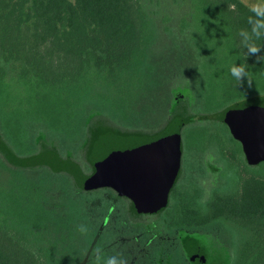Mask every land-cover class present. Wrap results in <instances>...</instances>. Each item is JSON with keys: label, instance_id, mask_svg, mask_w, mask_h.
<instances>
[{"label": "trees", "instance_id": "16d2710c", "mask_svg": "<svg viewBox=\"0 0 264 264\" xmlns=\"http://www.w3.org/2000/svg\"><path fill=\"white\" fill-rule=\"evenodd\" d=\"M250 8L243 0H0V264H107L113 256L141 264L131 257L141 250L115 242L120 234L104 247L111 223L95 243L104 220L96 190L39 161L86 157L92 176L106 151L163 135L175 116L185 118L181 141L186 127L214 130L208 148L233 178L229 189L199 184L180 197V227L218 234L231 226L244 243L228 264H264V170L243 166L226 117L264 96V61L248 56L239 35L251 30ZM255 44L264 56V37ZM183 65L188 78H179ZM234 65L251 86L232 76ZM191 87L202 98L182 103Z\"/></svg>", "mask_w": 264, "mask_h": 264}, {"label": "water", "instance_id": "95a60500", "mask_svg": "<svg viewBox=\"0 0 264 264\" xmlns=\"http://www.w3.org/2000/svg\"><path fill=\"white\" fill-rule=\"evenodd\" d=\"M226 117L234 135L246 146L247 158L256 164L263 161L264 96L239 102L228 110ZM181 124L177 121L159 137L139 139L106 151L92 177L78 163L63 158L39 162L70 172L82 188L111 185L144 207L154 209L167 201L181 167Z\"/></svg>", "mask_w": 264, "mask_h": 264}, {"label": "flooded vegetation", "instance_id": "af4514ba", "mask_svg": "<svg viewBox=\"0 0 264 264\" xmlns=\"http://www.w3.org/2000/svg\"><path fill=\"white\" fill-rule=\"evenodd\" d=\"M200 162V167L194 170L193 179L197 181L191 180V178L183 181L185 163L184 143L181 141V167L169 191L167 201L154 209L144 207L117 187L111 185L96 187L95 190L98 194L95 202L96 216L98 219L102 216L104 220L100 224L95 243L98 242L106 225L111 223L107 240L103 243L104 247L112 249L110 241L120 234L121 237L115 242L118 241L123 246L125 245L124 247L129 251L141 250L138 255H131L134 258L133 262L137 259L141 260V264H183L184 261H181L183 259L189 263L190 258L187 254L185 238L197 233L186 227H180L182 208L180 197L193 194L195 185L204 186L202 180L216 175L221 170L215 169L217 171L213 172L214 167H219V164L212 154L206 157L201 156ZM95 174L96 172L92 176ZM204 187L206 192H212L209 190L211 187L208 184ZM106 206H108V210L103 216L102 208Z\"/></svg>", "mask_w": 264, "mask_h": 264}, {"label": "rangeland", "instance_id": "374dc122", "mask_svg": "<svg viewBox=\"0 0 264 264\" xmlns=\"http://www.w3.org/2000/svg\"><path fill=\"white\" fill-rule=\"evenodd\" d=\"M247 5L253 6L257 3L264 4V0H243ZM184 69L179 68L178 70H181L183 72V75L179 78H188L184 75H190V69L189 66L183 65ZM177 68H173V71ZM167 70V67H166ZM178 72L177 70H175ZM164 72V71H163ZM184 76V77H183ZM190 80V79H189ZM198 88V87H197ZM190 91V94L188 96H184L185 99L182 103L190 104V100H193V98H202V96H195L194 88H188ZM155 98V100H158L160 96H152ZM151 98V101L154 100ZM173 101V98L169 100L171 103ZM157 104V103H156ZM157 109H159L156 106ZM181 112L184 111V108L181 107V105L178 107ZM180 112V113H181ZM219 115H216L215 117H218ZM219 117H222L219 116ZM174 121L178 120L182 124L185 123V118L182 116H175L173 117ZM171 120V121H172ZM200 120V118L198 119ZM170 121V122H171ZM191 120L187 121L190 122ZM211 121V120H210ZM200 122H198L199 124ZM208 123V122H206ZM197 124V123H196ZM211 124V123H208ZM210 126V125H209ZM206 128H200L199 130L195 127H186L183 129V143H184V174L185 177L183 178V181H185L188 178H191V180H194V170L198 167H200V157L201 156H208L210 154L214 155L215 158L218 160L219 167H216V169H221L218 171L219 173H216V175H212L211 177H208L206 180H202L204 186L207 184L209 185V190L212 191L215 186L222 187V190L229 189L230 186H228V183L230 182L229 176L224 175V169H225V162L221 161L219 152L214 147H209V138L215 133L213 129H206L207 131V138L205 135L203 136L202 132L205 131ZM202 130V132L200 131ZM191 137V142H188L187 137ZM194 137V138H193ZM193 138V139H192ZM188 142V144H187ZM240 148V145H238ZM246 149V146L244 143H242V146ZM244 149V150H245ZM246 151V150H245ZM246 154V152H245ZM247 156V155H246ZM253 156V154L251 155ZM254 157V156H253ZM78 159V160H77ZM79 165L82 166L84 171L86 173L93 172L94 169V163L89 162L86 157H83L82 159L77 158ZM253 159H247V163L243 166L251 171L256 172L260 170H264V166H259L256 163L252 162ZM224 166V167H222ZM240 172H242V175L245 177L247 174L245 173V170L241 168ZM198 178V177H196ZM233 179V178H232ZM197 181V180H194ZM206 184V185H205ZM215 185V186H214ZM97 196L96 192L94 194V197ZM236 234V237H235ZM185 237V236H184ZM232 237V238H231ZM243 233L240 230H236L235 228L229 226L223 227L219 230V233H206V234H195V235H189L185 238L186 240V248L188 250V257L190 258L189 263L187 264H228L229 258L231 260L238 259L241 255L237 254L242 249L241 246L244 243ZM235 256V258H234Z\"/></svg>", "mask_w": 264, "mask_h": 264}, {"label": "clouds", "instance_id": "9594fccd", "mask_svg": "<svg viewBox=\"0 0 264 264\" xmlns=\"http://www.w3.org/2000/svg\"><path fill=\"white\" fill-rule=\"evenodd\" d=\"M253 16L249 17V24L251 25V30H241L239 35L243 36L244 39L241 41L243 46L248 50V56H256L257 61H264V56L260 55L262 49L255 44V40L264 37V4L257 3L250 8ZM232 76L238 81L239 84H243L245 79L247 83L251 86V80L248 77V73L244 66H232L230 69ZM81 233L87 232V228L83 225L79 227ZM107 264H124L122 260L117 257H108Z\"/></svg>", "mask_w": 264, "mask_h": 264}]
</instances>
